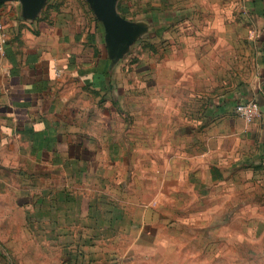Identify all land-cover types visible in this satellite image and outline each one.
<instances>
[{"label": "rangeland", "instance_id": "374dc122", "mask_svg": "<svg viewBox=\"0 0 264 264\" xmlns=\"http://www.w3.org/2000/svg\"><path fill=\"white\" fill-rule=\"evenodd\" d=\"M249 1L118 0L136 33L112 57L121 36L90 0L44 1L32 23L82 29L83 57L112 58L117 112L90 123L96 153L0 152V264H264V166L191 160L206 128L194 111L252 74L261 27Z\"/></svg>", "mask_w": 264, "mask_h": 264}, {"label": "crops", "instance_id": "0c3cea01", "mask_svg": "<svg viewBox=\"0 0 264 264\" xmlns=\"http://www.w3.org/2000/svg\"><path fill=\"white\" fill-rule=\"evenodd\" d=\"M248 3L261 27L255 36L252 74L229 93L218 94L213 89L209 102L202 103L205 109L194 111V123L206 121V128L200 141H193V161L233 157L264 166V0ZM41 9L30 14L19 0L0 4V27L7 36L4 52L0 53V152L37 158L42 153H96L103 145L102 134L97 137L101 143L98 149L92 147L91 140L96 139L90 132L95 136L100 132L90 123H107L111 117L107 109L117 112L112 105L117 101L113 99L116 88L104 81L113 73L112 59L103 63L94 55L83 57L82 49L88 41L82 29L32 23L31 17ZM87 37L94 38L90 39L93 52L101 49V33L94 30ZM192 54L196 60L190 65L191 72L201 75L205 71L198 52L192 50ZM246 101H256L260 109V118L251 124L235 112L236 106Z\"/></svg>", "mask_w": 264, "mask_h": 264}, {"label": "water", "instance_id": "95a60500", "mask_svg": "<svg viewBox=\"0 0 264 264\" xmlns=\"http://www.w3.org/2000/svg\"><path fill=\"white\" fill-rule=\"evenodd\" d=\"M15 0H0V4L12 2ZM23 3L25 9L30 13H36L43 5L45 0H19ZM118 0H90L96 12L101 17L105 28L108 30V36L113 40L118 34L120 41H113L108 44L109 56L112 57L114 51H118L119 43H123L134 37L135 27L124 22L116 13V3ZM113 44V46H112ZM112 59V58H111Z\"/></svg>", "mask_w": 264, "mask_h": 264}, {"label": "built area", "instance_id": "2783aa9c", "mask_svg": "<svg viewBox=\"0 0 264 264\" xmlns=\"http://www.w3.org/2000/svg\"><path fill=\"white\" fill-rule=\"evenodd\" d=\"M6 43L5 33L0 27V53L4 52ZM236 115L247 124H251L260 118V109L256 101H246L238 104L235 108Z\"/></svg>", "mask_w": 264, "mask_h": 264}]
</instances>
